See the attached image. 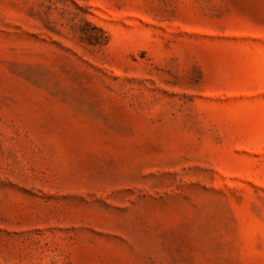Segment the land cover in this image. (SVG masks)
I'll return each mask as SVG.
<instances>
[{"label":"rangeland","instance_id":"1","mask_svg":"<svg viewBox=\"0 0 264 264\" xmlns=\"http://www.w3.org/2000/svg\"><path fill=\"white\" fill-rule=\"evenodd\" d=\"M0 264H264V0H0Z\"/></svg>","mask_w":264,"mask_h":264}]
</instances>
